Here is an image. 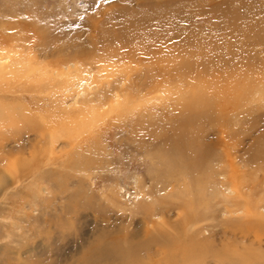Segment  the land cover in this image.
<instances>
[{"label":"rangeland","instance_id":"rangeland-1","mask_svg":"<svg viewBox=\"0 0 264 264\" xmlns=\"http://www.w3.org/2000/svg\"><path fill=\"white\" fill-rule=\"evenodd\" d=\"M8 56L0 264H219L221 247L264 264L223 177L231 157L263 198L264 0H0Z\"/></svg>","mask_w":264,"mask_h":264},{"label":"bare ground","instance_id":"bare-ground-1","mask_svg":"<svg viewBox=\"0 0 264 264\" xmlns=\"http://www.w3.org/2000/svg\"><path fill=\"white\" fill-rule=\"evenodd\" d=\"M29 60V59H28ZM14 64H15V61H14V59H12V57H10V56H8L7 58H0V74H2V78L3 77H8V76H10V77H20V74H22L21 72H20V70H18L17 69V71L14 69L15 67H14ZM55 67V66H54ZM25 75H28V74H30V71H28L27 70V72H23ZM39 75V74H38ZM50 76V75H49ZM54 76V75H53ZM53 76H52V78H53ZM58 76V75H57ZM64 77V76H63ZM43 78V77H42ZM51 78V79H52ZM56 78V77H55ZM57 79V78H56ZM54 80V79H53ZM55 81V80H54ZM73 81V80H72ZM13 82V81H12ZM62 83V82H61ZM67 83H68V81H67ZM52 84V83H51ZM57 84V83H56ZM62 84H64V83H62ZM76 84V88L77 89H79V91L81 92V96L82 97H86V87H88V86H86V84H83L82 82H77V83H75ZM75 84H73L72 83V85H75ZM71 85V86H72ZM53 87V86H52ZM66 87V86H65ZM95 88V87H94ZM67 89V88H66ZM70 91V90H69ZM55 92V91H54ZM79 92V93H80ZM77 93V92H76ZM13 100V99H12ZM239 102V101H238ZM11 107H12V104H8L7 103V105H6V107H4V108H6V109H11ZM20 107H21V105H20ZM216 107V106H215ZM18 108V107H17ZM16 107L14 108V109H17ZM23 108H24V106H23ZM22 108V109H23ZM20 109V108H19ZM26 109V108H25ZM24 109V110H25ZM11 111H12V109H11ZM19 111V110H18ZM0 112L2 113L3 111L0 109ZM10 112V111H9ZM27 113V112H26ZM11 114V113H10ZM16 114V113H15ZM22 114V113H21ZM25 114V113H24ZM28 114V113H27ZM33 114V113H32ZM3 115H4V113H3ZM19 115H20V113H19ZM1 116V115H0ZM32 116V115H31ZM5 117V116H4ZM23 117V116H22ZM27 117V116H26ZM26 117H24V118H26ZM28 117H30L29 115H28ZM38 117V116H37ZM23 118V119H24ZM26 119H28V118H26ZM30 119V118H29ZM31 120V119H30ZM34 120V119H33ZM35 122V121H34ZM43 123V122H42ZM45 125V124H44ZM29 130L30 131H34L35 133L37 132V127H36V124L35 125H30L29 127ZM42 128V127H41ZM44 129V128H43ZM45 130V129H44ZM43 132V131H42ZM37 133H39V132H37ZM45 133V132H44ZM51 133V132H50ZM222 133H223V131H222ZM229 134H231V135H234V134H232L231 133V131H229L228 130V133L227 134H225V133H223L222 135L225 137V136H227V135H229ZM264 134V133H263ZM52 135V134H51ZM51 135L49 136V134H48V139L51 137ZM238 135V134H237ZM259 135V134H258ZM38 137H39V135H37ZM236 136V135H235ZM263 136V135H262ZM261 136V137H262ZM45 137V136H44ZM47 137V136H46ZM224 137H219V138H216V142L214 141H212L214 144H215V146L214 147H211V149H213V150H216V148H220V147H224L225 145H226V143H225V141H224ZM234 137V136H233ZM52 138V137H51ZM260 138V137H259ZM263 139V138H262ZM261 138H260V140H262ZM52 140V139H51ZM40 141H42L41 139H40ZM39 141V142H40ZM48 141V140H47ZM53 141H51L50 142V144L52 143ZM255 142V141H254ZM256 142H257V140H256ZM36 143H38V140H37V142ZM44 143V142H43ZM47 143V142H46ZM259 143V142H258ZM34 144V143H33ZM45 144V143H44ZM49 144V145H50ZM43 145V144H42ZM255 145H257V144H255ZM263 145V144H262ZM184 146V145H183ZM258 146V145H257ZM180 149V151L182 152V154L184 153L185 154V156L186 157H194V161L192 162L191 160H190V163H194L195 161H196V159H197V162H198V164L199 165H201L203 162H204V160H205V158H206V153H207V150L208 149H205L202 153H201V151L203 150L202 148H189V147H180L179 148ZM262 149V148H261ZM264 149V148H263ZM262 149V150H263ZM251 150V149H250ZM248 151H249V149H248ZM251 152V151H250ZM263 154V155H262ZM262 154H259L258 156H256V154L254 155V154H252L253 155V160L256 158V159H259V160H261V159H264V153H262ZM225 157H226V155H225ZM248 158H250V157H248ZM245 159V158H244ZM243 159V160H244ZM189 162V161H188ZM207 162V161H206ZM251 162V161H250ZM260 162V161H259ZM261 163V162H260ZM228 167L230 168V172L228 173V175H230V176H223L224 177V179H226L227 180V184L230 186V188H229V190H230V193L231 194H233L234 196H233V199L231 200V202L233 203V205L237 208V210H239V209H245L246 210V221L244 222V223H247L248 225H250V227L248 228L247 226L245 227V228H242L241 229V233H242V235H245V233L246 232H250V230H252L251 228H253V227H257V228H259L260 230L262 229V231L264 230V227H263V215H261L260 213H258V212H256V210H255V208L258 206V204L259 203H261V202H263L264 203V188L262 187V184H264V179H261L260 181H261V183L259 182V180L258 181H255L254 179L255 178H253V180H252V182H250L251 183V185H252V189L255 191V188H258L259 189V191L258 192H255V194H258V193H262L263 195H262V197L263 198H258V199H256V198H253V196L252 195H247V194H244L243 192H242V190H243V187L245 186V181L243 182L242 180H244L245 178H240L241 176L239 175V171H238V168H236L235 167V162L232 160V158L230 157V159H229V161H228ZM245 170V169H244ZM248 170V169H247ZM222 173H224L223 171H222ZM261 174V173H260ZM243 176V175H242ZM247 176H248V174H247ZM251 176V175H250ZM254 175H252V177H253ZM256 176V175H255ZM259 176V175H258ZM222 177V176H221ZM222 177V178H223ZM262 177V176H261ZM264 177V176H263ZM249 178H251V177H249ZM257 178V177H256ZM259 179V178H258ZM226 180H222L223 182H225ZM246 181H247V179H246ZM249 181H250V179H249ZM254 181V182H253ZM1 180H0V184H1ZM6 182V181H5ZM249 183V182H248ZM248 186V185H247ZM245 188V187H244ZM251 188V187H250ZM246 190V189H245ZM252 190V191H253ZM244 191V190H243ZM249 192L251 191V190H248ZM253 193V192H252ZM228 199L229 198H227V202H228ZM256 199V200H255ZM230 203V202H229ZM229 203L226 205V209H227V211H230V210H228V208L230 207L229 206ZM232 210V209H231ZM244 210V211H245ZM192 217V216H191ZM192 220V219H191ZM262 220V221H261ZM143 221H144V219H143ZM147 222V221H146ZM147 233L149 232V230L147 229V230H145ZM136 233V232H135ZM150 234V233H149ZM253 234V233H252ZM148 236V235H147ZM247 236H248V233H247ZM137 237V236H136ZM141 237V236H140ZM253 237L254 238H257V237H259L256 233H254L253 234ZM157 241H158V239H157ZM257 241H258V238H257ZM256 241V242H257ZM160 244H162L163 246H161V247H164V245L166 246L167 245V243L168 242H165V243H163L162 241H160L159 242ZM158 246H159V244L158 243H156ZM121 247H123V246H121ZM136 247V246H135ZM135 247H130V249L131 250H135ZM120 248V247H119ZM137 249H139L138 247H136ZM146 249H145V251L147 250V247H145ZM166 248V247H165ZM224 248V247H223ZM222 247H221V250L219 251V254L220 255H222L223 257L225 256V258H223L222 257V261L220 262L221 264H233V263H238V264H247L246 262L248 261L247 260V258L248 257H246V255L247 254H245L242 258H240L239 256V258L237 257L236 258V260H235V258H234V260L233 261H231V262H229L228 263V261L226 260L228 257H230V255H234V254H236V255H238L237 254V252H235V251H228L226 248H224L223 249ZM152 249H154V248H152ZM198 248H197V244L196 243H189V245L188 246H185V248H184V252H186V254L185 255H187L188 257H189V255L191 256V255H193V252H196V250H197ZM120 250V249H119ZM115 251V250H114ZM126 251V250H125ZM126 253V252H125ZM124 253V254H125ZM164 253H165V251H164ZM163 253V254H164ZM168 253V252H167ZM166 253V254H167ZM183 253V252H182ZM239 253V252H238ZM119 254H121V253H119ZM118 255V254H117ZM184 255V254H183ZM122 256V255H121ZM170 256V255H169ZM257 256V255H256ZM167 257H168V255H167ZM232 257V256H231ZM254 257V256H253ZM260 257V256H259ZM258 257V258H259ZM171 258V257H170ZM255 258V257H254ZM218 259H219V257H218ZM253 259V258H252ZM251 259V260H252ZM257 259V258H256ZM165 260H166V258H165ZM169 260V259H168ZM125 262H126V260H125ZM157 262V261H156ZM159 262V261H158ZM161 262V261H160ZM219 263V264H220ZM142 264V263H141ZM151 264H153V263H151Z\"/></svg>","mask_w":264,"mask_h":264}]
</instances>
